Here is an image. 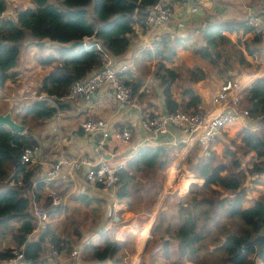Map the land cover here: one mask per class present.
I'll return each instance as SVG.
<instances>
[{
	"label": "trees",
	"instance_id": "obj_1",
	"mask_svg": "<svg viewBox=\"0 0 264 264\" xmlns=\"http://www.w3.org/2000/svg\"><path fill=\"white\" fill-rule=\"evenodd\" d=\"M157 2L158 0H32V5L20 10L13 20L2 17L7 12L9 3L8 0H0L1 88L17 76L13 71L19 65L20 49L27 32L35 40L34 44L41 49L46 48L40 44L45 38L63 44L85 38L91 40L88 47L69 52L57 51V54L51 53L39 60L41 66L51 68L42 81L38 94L40 98L25 105L18 113L15 107L12 109L14 120L27 129L24 134L15 133L5 126L0 127V231L9 228L11 224L18 226L17 245L19 248L24 247L28 264H49L43 259L46 246L51 253V247L59 253L66 249L69 252L72 250L69 242L49 226L39 239L29 241L36 224L28 185L31 179L39 175V167L21 163V156L26 148L39 146V140L29 125L34 121L40 123L53 118L61 109V101L68 96L72 85L104 67V52L114 59L126 54L136 35V27L145 28V19ZM90 6H93L91 13ZM197 32L199 34L195 37L191 34L186 38L161 36L154 42L152 49L143 51L142 56L137 59L155 63L154 77L163 89L162 97L168 114L179 110L189 113L197 110L203 102L191 85L207 78L205 70L196 65L186 66L185 62L179 67L176 64L180 53L187 51L189 47L210 65H224L227 72L234 70L235 62L244 71L252 69V63L244 50L250 54H253V50L240 36L242 33L246 35L253 32L248 21L211 23L199 28ZM231 35L237 36V41ZM256 38L253 42H258ZM97 45L101 46L102 51L97 49ZM124 75L119 74V79L136 94L141 83L130 82L122 78ZM184 82H190L191 85L183 87ZM177 84L182 89L180 100L174 94V86ZM245 94L246 106L251 107L250 114L257 121L258 129H241L238 141L232 142L234 147L225 146L219 150L218 144L214 142L208 153L201 157L199 148L195 147L186 164L192 168L196 179L202 180V184L193 183L190 186L189 194L179 199L174 213L161 210L158 214L152 234L153 239L160 235V254L166 262L206 264L203 246L213 231L220 228V218L230 204L228 215L237 218L239 228L225 232L224 240H221L220 234L214 237L213 243L220 244L217 248L221 256L220 263L254 264L253 258L258 256L264 264V198L254 200L247 207L242 205L241 210L237 208L239 194L247 179L264 188V77L256 79L245 90ZM1 100L3 99L0 97ZM50 101L58 107L52 106ZM236 148H242L243 159L239 157ZM182 149L183 144L170 148H141L127 159L126 167L117 173V197L129 212L141 214L153 211L163 192L166 172L173 166ZM117 150L118 147H115L114 151ZM12 177L23 179L27 186H8V180ZM52 185L40 181L34 193L51 218L63 212V207L54 208L51 205L47 187H53ZM63 187L69 188L70 185L60 184L59 188ZM222 192L236 193V197L230 201L226 196H221ZM71 199L87 207L94 205L92 212L99 217L108 203L89 193L72 195ZM118 234L119 227L113 226L97 238H91L83 249V259L91 264H129V257L136 254L135 237L125 231V238L120 240ZM171 240L177 242L173 254L170 250ZM151 243H147L145 253ZM10 253L11 250L0 252V264L10 257Z\"/></svg>",
	"mask_w": 264,
	"mask_h": 264
},
{
	"label": "crops",
	"instance_id": "obj_2",
	"mask_svg": "<svg viewBox=\"0 0 264 264\" xmlns=\"http://www.w3.org/2000/svg\"><path fill=\"white\" fill-rule=\"evenodd\" d=\"M8 3L10 6V2ZM162 3L171 7L173 10V15L170 21L154 30L136 27V35L132 38L131 44L128 47L126 54L118 59L113 58L112 61L113 67L115 69L125 65V63L130 66V70L121 73L125 74L122 78H125L130 82L141 83V87L136 94H134L132 91V105L121 107L114 97L113 90L108 86L97 91L90 100H84L80 97L62 100L60 104L61 109L53 118L44 122L40 121V123L36 122L38 125H40L39 131L32 129V133L39 140L38 147L40 150V165L29 166L39 167V175L35 176V178H45L52 164L61 158L67 159L68 161L94 159V143L96 136L85 132L83 129V124L88 118L91 117L105 120L112 131L130 129L133 132L131 144H124L122 142L112 140L107 145L106 158L112 167L127 161V159H129L138 151H135L133 148L140 144L145 137H148L147 133L142 128V122L145 120V118H148L151 115L155 116L160 114H168L164 98L162 97L163 89L159 86L158 81L155 79L154 73L153 76H145V72H153L155 69V63L145 62L140 59L137 61L141 53L145 50L152 49L154 42L158 41L161 36L170 35L186 38L191 34V36L195 37L199 34V32H197L199 28H204L208 24L225 21L249 22L252 17L257 18L264 28V0H194V2L187 4L179 3L178 0H162ZM11 13H13V11H11L10 7H8L7 12H5L2 17L10 18L9 16ZM16 17L17 14L12 16L11 19L15 20ZM240 36L244 41L249 39L251 42H253V39L256 37V39H258V42H253L256 44V48L252 49L249 45L250 49L253 50V54L247 53L246 50H244L247 59L252 63L251 72H253V64L255 62L257 63L259 53L261 54L260 60L264 64V43L260 37L255 35L254 28L252 33L246 35H243L242 33ZM236 37L237 36L235 35H231V38L234 41L236 40ZM35 49L46 51L47 54H57V51L48 47L41 49L35 46ZM180 56L181 53L178 58ZM39 60L40 59H38V61ZM262 63L258 62V64ZM177 66L179 67L178 64ZM182 68L184 70V66ZM201 68L207 73V78L204 81L194 85H191L190 82L183 83V87L191 85L203 100L201 106L197 110L190 111V113L200 111L203 113L215 114L217 107L213 104V100L224 81L220 83L216 89L215 84L214 87L212 85L213 81L210 80V74L208 70L203 67ZM50 69L51 68L43 67L40 64L30 65L28 63H25L22 67L21 61H19L18 67L13 71L14 73H17V76L4 85L3 89L5 92H2L0 89V94H3L5 97H7V99H9L8 101H0V114L6 115L7 113H11L13 117L14 112H12V109L16 105L14 100H16L18 95L21 96L22 102H24L26 105L40 98L38 94L42 88V81L49 73ZM30 71L37 72L31 74ZM38 75H40V78ZM251 76V74H244L242 78H238V80H241L242 83V90L238 94L240 98V105L242 109H247L249 111L251 107L246 106L247 100L245 90L250 88L254 81L258 79H255L254 76ZM35 77L39 78L37 82L32 80ZM258 77L261 78L264 76L261 75ZM21 80L22 84L20 87L22 88H17L19 87L18 84ZM177 85L174 86V89ZM15 88L17 89L14 90ZM9 89L16 93L12 95L9 94ZM181 90L177 95L174 91L177 100H180ZM28 93H30V95ZM20 108L22 109L23 107ZM16 112L18 113L19 111L17 110ZM236 125H241L243 129L246 128L250 131H255L258 129L257 127L255 130H253L256 126H258V124L257 121H255L252 117H250V119L247 121L229 127H234ZM200 138L201 136L192 137L188 135L187 131L183 127H172L166 135L161 136L156 140L157 147L170 148L172 146L183 144V149L178 153V158L173 164V167H177L175 168V175H173V177L170 175L173 168L166 172V189L171 187V180L175 186H178V184L180 185L181 182H186L182 179V177L185 176H180L182 169L181 167L185 166L186 159L195 147L199 148L200 157L208 153L211 145L207 150H205L200 143ZM226 143L228 142L226 141ZM115 147H118L117 151H114ZM148 147L157 148L154 146H146L145 148ZM180 163L183 164L181 167L179 166ZM79 176H81V179L84 178V171H81ZM10 179L8 180V184ZM65 179H70L68 177L67 171L63 173V178L61 179L60 184L65 183L63 181ZM65 184H69L70 189L73 188L74 191H79L78 194H81L79 181H73ZM88 189L90 190L86 193H89V195L92 197L102 198L107 201V199L101 195L98 190L94 188ZM156 206L157 205H155V207ZM108 208L110 209V206L107 203V205H105L103 208V211L105 212V210H108ZM129 214L132 218L140 215L134 214L132 212H129ZM103 227H105V225L102 226V228ZM63 254L64 251L61 252L60 257H58V259H61V264L67 260L62 257ZM49 264L51 263L49 262Z\"/></svg>",
	"mask_w": 264,
	"mask_h": 264
},
{
	"label": "built area",
	"instance_id": "obj_3",
	"mask_svg": "<svg viewBox=\"0 0 264 264\" xmlns=\"http://www.w3.org/2000/svg\"><path fill=\"white\" fill-rule=\"evenodd\" d=\"M178 1L182 4L194 2V0ZM172 15L173 10L171 7L163 4L162 0H158L145 19V28L154 30L161 27L170 21ZM249 22L254 28L255 35L260 37L264 43V28L261 22L255 17H252ZM83 41L85 47H88L91 40L90 38H85ZM97 49L102 51L100 45H97ZM104 59V67L99 71L97 70L88 74L83 79L77 80L72 85L65 99L80 97L84 100H90L97 91L108 86L113 90L114 97L121 107L132 105V89L118 77L119 74L130 70V66L125 63V65L115 69L112 62L113 57L106 52H104ZM241 85V80L238 79H227L224 81L213 100V104L217 107L215 114H208L200 111L185 113L179 110L175 113L160 114L145 118L142 122V128L147 133L148 137H145L143 141L133 149L136 151L146 146L157 147L156 140L166 135L170 128L183 127L188 135L192 137L201 136L200 143L204 149L207 150L212 143L220 138L224 129L250 119V111L242 109L240 105L238 94L242 90ZM50 103L52 106L58 107L53 101H50ZM83 129L85 132L96 136L94 143V159L68 161L67 159L61 158L52 164L45 178L34 177L28 185L32 197V215L36 224L31 234V236H34V239H29L31 242L39 239L47 226L51 223V216L48 211L35 198L34 193L38 183L41 181L45 184H53V187H47V195L51 201L52 207H62L66 196L59 186L65 171H67L68 177L70 178L69 180H63L65 183L79 181L81 193L89 192L90 189L88 188H94L111 204L110 219H108V223H105L106 230L110 227L118 226L122 222L120 211L125 210L126 205L117 197L119 189V177L117 173L126 167V161L112 167L106 158V147L112 140L124 144H131L133 132L130 129L112 131L105 120L96 117L88 118L83 124ZM39 151V147L26 148L21 156V163L27 166L40 165ZM81 171H84V178L82 179L81 176H79ZM9 186L25 187L27 184L23 179L12 177L9 181ZM88 243L89 241H86L80 246L73 247L67 260L63 264H91L85 262L82 256L83 249ZM51 248L53 255L60 257V253L53 250V247ZM256 259L257 264H262L260 257L256 256ZM1 264H28L25 258L24 247L12 249L10 257L2 261Z\"/></svg>",
	"mask_w": 264,
	"mask_h": 264
},
{
	"label": "rangeland",
	"instance_id": "obj_4",
	"mask_svg": "<svg viewBox=\"0 0 264 264\" xmlns=\"http://www.w3.org/2000/svg\"><path fill=\"white\" fill-rule=\"evenodd\" d=\"M32 0H8L10 2V10L13 11L11 15L9 16L12 18V16L16 15L20 10L24 9L25 7L32 5L30 4ZM53 1V0H51ZM90 13L93 10V6L89 7ZM236 39V38H235ZM34 39L31 37L29 32L26 33V36L24 40L22 41V46L20 49V59L21 66L23 67L25 63H28L30 65H38L39 61L38 59H41L47 55L46 51L35 49L36 44H34ZM237 41V40H235ZM250 47L256 48V44L251 42L249 39L247 40ZM237 48H234L236 50ZM38 59H37V58ZM261 54L259 53L257 63L255 62L253 64V72L249 71L246 72L242 68L239 67L237 62H235V68L234 70L227 72L224 65L217 64V65H210V63L207 60L201 59L198 55L193 53V48L189 47L187 51L181 53V56L177 59L176 64L179 66L182 65L183 61L185 62V65L187 66H201L208 70L210 80L213 81V87L215 84V87L220 85L223 81L227 79H238L242 78L244 74H251V77L259 78L258 76L263 75L264 76V64L262 63ZM258 62H261L262 64H258ZM37 71H30L31 74H34ZM155 72V69L153 72L147 71L145 72V76H153V73ZM40 78V75H38ZM38 77H35L32 79L34 82H37L39 80ZM22 84V80L19 82V87L22 88L20 85ZM15 88L14 90H16ZM2 92H5L3 88H1ZM181 90V86L177 85L174 89L175 94H179ZM9 94H15L16 92L9 89ZM30 95V93H28ZM0 97L3 100H9L7 97H5L3 94H0ZM25 97V95H24ZM16 105V110H20V107H24L26 104L22 102L21 96L18 95L16 100H14ZM258 126H256L253 130H255ZM29 128L36 129L39 131L40 125L38 123L31 122L29 125ZM243 129L241 125H236L234 127H227L223 130L222 135L220 138H218L215 143L218 144V149L220 150L222 147L228 146V147H234L232 145V141H238V133L239 131ZM229 135V136H228ZM226 141L228 143H226ZM237 145H239V142H237ZM237 153L240 158L243 157L242 148H236ZM187 161V159H186ZM245 161H248V158L245 159ZM183 164L180 163L179 166L181 167ZM174 166V165H173ZM171 167L173 170L171 171V177L175 175L177 167ZM170 168V170H171ZM180 176L182 177L183 181H186L185 183H180L178 186L174 185L172 180L170 182L171 187H168L166 189V182H164L165 186L163 189V192L161 194L159 203L157 206L153 209L152 212H145L143 214L138 215L135 218H132L129 214L128 208L126 206L125 210H123V213H120V216L122 218V222L120 225L116 226L119 227V234L118 239H124L125 231H129L132 233V235L135 237L136 240V254L129 257V264H172L170 261L166 262L163 258V255L160 254V248L162 246V243L160 241V235L158 234V237L155 236L153 239L152 229L153 226L157 220L158 214L162 210H167L170 214L175 212L176 205L179 201V199L187 196L189 194L190 186L193 183L201 184L202 180L196 179L195 175L192 172V168L188 167L185 163V166L181 167ZM172 179V178H171ZM169 184V183H168ZM188 185V186H187ZM9 186V184H8ZM173 187V188H172ZM178 189H177V188ZM64 191V195L66 196L63 207V212L56 217L51 218V223L49 225V228H51L58 236H60L62 239H65L69 242L70 249L76 246H80L85 241H90L91 238H97L98 237V231L102 229V226H104L105 222L109 219L110 209L105 210L101 217L94 215L92 212V207H87L86 205H81L75 202L73 199H71L72 195H78L77 191H74V189L63 187L62 189ZM240 201L237 203V208L239 210L243 209V207H247L250 203H252L254 200H259L264 198V188L261 186H258L255 184V182L251 179H247L242 187V190L240 192ZM221 196H226L227 198L232 201L236 197V193L233 192H222ZM168 197V199H167ZM167 200V202H166ZM111 207V204L108 203ZM46 209V208H45ZM228 209H230V204L226 207V210H224L221 218H220V228L215 229L212 233V235L209 236L207 243L203 246V259L206 264H221L220 259L221 256L217 252V248L219 247V243H213L214 237L220 234L221 240L225 239V232L227 231H234L239 228L238 220L237 218H232L228 215ZM149 228V229H148ZM107 231V230H106ZM148 234L144 237V233L146 232ZM221 233H224L223 235ZM19 235L18 232V226L16 224H11V226L7 229L0 231V252L10 251L14 248H19L17 245V237ZM151 235V236H150ZM150 236V238H149ZM94 238V239H95ZM29 239H34V236L29 237ZM93 240V239H91ZM151 241L149 250L147 253L146 246L147 243ZM172 246H171V253H175L177 242L175 240H171ZM46 244H44V247ZM69 250H65L62 257L64 259H67L69 255ZM43 259L48 263L51 264H61V259H58V257H55L52 255V253L49 251L48 246L45 247L44 253H43ZM254 264H257L256 256L253 258ZM87 262V261H85ZM185 264H192L189 262H186ZM223 264V263H222Z\"/></svg>",
	"mask_w": 264,
	"mask_h": 264
},
{
	"label": "water",
	"instance_id": "obj_5",
	"mask_svg": "<svg viewBox=\"0 0 264 264\" xmlns=\"http://www.w3.org/2000/svg\"><path fill=\"white\" fill-rule=\"evenodd\" d=\"M40 44L60 52L80 50L85 47V43L83 40H74L71 41L70 43L63 44L60 43L59 41H53L50 38H45L40 42ZM4 126L8 127L9 129H11L12 131L18 134H24L27 130L25 126L17 123L14 120L11 113H7L6 115L0 114V127H4ZM105 231H106L105 227L100 229L98 231V236L103 234Z\"/></svg>",
	"mask_w": 264,
	"mask_h": 264
},
{
	"label": "bare ground",
	"instance_id": "obj_6",
	"mask_svg": "<svg viewBox=\"0 0 264 264\" xmlns=\"http://www.w3.org/2000/svg\"><path fill=\"white\" fill-rule=\"evenodd\" d=\"M147 234H148V231H147V233H146V232L144 233V237H145ZM150 236H151V235H150Z\"/></svg>",
	"mask_w": 264,
	"mask_h": 264
}]
</instances>
